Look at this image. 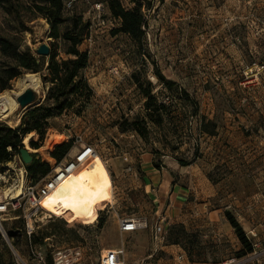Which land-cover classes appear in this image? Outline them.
I'll list each match as a JSON object with an SVG mask.
<instances>
[{
	"label": "rangeland",
	"instance_id": "rangeland-1",
	"mask_svg": "<svg viewBox=\"0 0 264 264\" xmlns=\"http://www.w3.org/2000/svg\"><path fill=\"white\" fill-rule=\"evenodd\" d=\"M108 1L65 2V6L72 4L66 14L81 15L90 22L89 36L80 46L90 56L83 71L93 89L90 101L81 113L73 108L51 118L44 140L36 132L29 142L23 139L27 147L32 140L41 144L29 151L48 162L51 170L66 157L54 158L55 147L77 135L94 145L100 156L73 174L61 194L47 200L56 202L51 210L58 214L70 212V223L39 211L33 215L35 231L29 237L24 227L30 205L24 198L22 206L14 208L16 200L9 195L0 228V250L6 243L15 264H41L35 250L54 257L59 250L80 246L82 264H99L106 249L125 241L131 261L141 260L153 252L152 225L159 215H165L166 241L157 256L147 258L150 262L172 264L174 255L183 252L185 264H221L233 257L245 258L254 250L245 255L249 250L226 217L225 212L230 211L249 240L259 243L257 250L263 251L264 0H143L145 25L140 42L119 30L121 19L112 15ZM120 1L126 8L134 6L130 0ZM23 2L28 5L31 0ZM98 3L106 24L98 21ZM21 11L30 30L19 32L15 15L0 6V34L18 35L38 56L37 49L46 43L50 53L65 57L63 40L51 43L55 40L50 37L48 20L27 9ZM3 63L0 52V65ZM157 69L198 101V113L179 100L176 90H168L158 81ZM135 71L144 84L152 82L157 101L168 105L169 116L161 126L145 120L146 137L126 124L138 117L146 119L145 96L132 78ZM28 73L11 80L9 88L0 92V120L13 127L24 112L18 109L6 116L1 96L19 91ZM31 73L41 79L33 107L46 102L50 83L39 73ZM201 115L216 123L215 135L200 130ZM11 161L0 167V196L12 193L11 188L22 186L23 191L25 173L19 167L27 171L26 164L16 166ZM154 161L162 163L173 184L187 194L183 206L174 212L171 209L166 214L165 208L155 206L147 176ZM28 181L32 182L29 175ZM119 216L146 218L149 227L122 235ZM253 228L258 236H253ZM10 229H19L20 234L9 237ZM34 236L43 238L42 244L31 242ZM249 264H264V253Z\"/></svg>",
	"mask_w": 264,
	"mask_h": 264
},
{
	"label": "trees",
	"instance_id": "trees-1",
	"mask_svg": "<svg viewBox=\"0 0 264 264\" xmlns=\"http://www.w3.org/2000/svg\"><path fill=\"white\" fill-rule=\"evenodd\" d=\"M134 4L131 8H126L120 0H109L108 6L113 16L121 19L120 31L131 35L135 41L140 42L144 35L143 26L145 25V15L142 11L143 0H130ZM66 0H31L26 5L23 0H0V6L9 14L15 15L20 22L19 32H26L30 28L25 24L21 9L41 15L48 20L51 29L50 37L55 41L63 40L65 57H58L59 54L50 53L47 56H38L32 49L23 42L18 35L0 34V52L4 63L0 65V92L9 88V82L22 76L25 72L39 73L45 83H50L46 95V102L28 108L21 116L18 125L11 126L7 122L0 120V167L14 159L15 155L24 147V137L32 132L38 133L40 140H44L48 129L51 127L50 119L60 116L73 108L77 113H81L93 96V89L89 84L83 71L89 65V52L80 48L82 43L88 38L90 33V22L84 20L81 15L66 14ZM158 81L168 90H176L181 102L190 104L198 113L199 103L183 87H179L174 80L168 79L159 69L156 70ZM132 78L138 88L145 96V118H135L130 122L128 128L136 131L141 136L149 134L146 122H151L161 126L166 115H168V105L159 103L153 93L152 82L147 80L143 83L138 72H133ZM145 85V86H144ZM123 130L127 127L122 126ZM200 130L204 133L215 135L216 123L208 120L206 116H200ZM73 141L59 144L52 152V156L62 160L70 151ZM26 146V145H25ZM27 147V146H26ZM35 147V148H34ZM41 147V144L31 141L28 150ZM156 154V153H155ZM183 165H188L186 161H180ZM154 166L158 169L163 168V164L154 161ZM29 178L33 183L39 182L46 177L51 166L48 162L41 161L34 157L31 164L26 165ZM90 205L91 199L88 198ZM94 204H92L93 206ZM56 202L51 199L45 202V207L53 209ZM231 225L235 228L241 242L252 252L253 243L249 240L242 225L232 215L230 211L225 212ZM32 237V236H31ZM15 238H13V241ZM44 239L34 236L31 242L40 244ZM42 244V243H41ZM243 255V256H245ZM15 258L11 247L4 243L0 250V264H15ZM47 264H54L52 256L47 255Z\"/></svg>",
	"mask_w": 264,
	"mask_h": 264
},
{
	"label": "built area",
	"instance_id": "built-area-1",
	"mask_svg": "<svg viewBox=\"0 0 264 264\" xmlns=\"http://www.w3.org/2000/svg\"><path fill=\"white\" fill-rule=\"evenodd\" d=\"M71 2L66 3V10L71 9ZM98 10V21L101 24H106V19L103 17V8L102 4L98 3L95 5ZM75 148L74 153L71 155L70 151L62 160L57 164V166L53 167L50 173L43 178L40 183L37 185L32 184V182L28 181V173L25 167H19L22 171V174L25 173V182H23V191L15 198H11L16 200L13 202L14 208H20L22 206L21 200L26 198V203L30 205L31 213L27 214L25 217L27 218L26 225L24 227V232L29 237L32 236L35 231V227L33 225V215L37 212H42L44 216L49 217L50 219H56L64 217L69 223V215L63 212L58 214L56 211L48 209L44 207L43 200L48 197L52 191H54L59 185H61L67 178L71 177L73 174L78 172L79 170L84 169L90 163H92L98 154V151L91 143L87 142L82 135L75 136L73 140V145L70 150ZM68 156H70L68 158ZM12 163L17 165H23V161L20 158V155H15ZM106 166V165H105ZM8 194L4 196H0V228L2 227L3 216L7 212L8 204L10 203L8 200ZM110 202V201H109ZM99 210V209H98ZM98 215V211H97ZM96 219V218H95ZM78 219L77 221H79ZM167 218L165 215H159L157 222L152 225V243H153V252L148 255L147 258H153L157 256V251L164 245L167 236ZM119 223V231L123 235L125 233H134L138 230L148 228L149 223L146 218H134V217H118ZM6 234V232L4 231ZM253 236L255 234L252 232ZM250 238V237H249ZM259 244L258 242L253 243V252L246 256L245 258L238 259L236 257L225 260L221 264H249L250 262L254 263L259 261L261 256L264 253L263 251H258ZM34 256L41 264H47V255L42 250H35ZM144 258L141 260L131 261V258L128 255L126 250L125 241H122L119 247L106 249L100 257L99 264H153L149 261V259ZM185 253L179 252L174 255L172 264H185ZM52 259L54 260V264H82V255H81V247L77 246L72 249L67 250H59L54 253V257L52 255Z\"/></svg>",
	"mask_w": 264,
	"mask_h": 264
},
{
	"label": "crops",
	"instance_id": "crops-1",
	"mask_svg": "<svg viewBox=\"0 0 264 264\" xmlns=\"http://www.w3.org/2000/svg\"><path fill=\"white\" fill-rule=\"evenodd\" d=\"M148 168H153L147 176L150 181L148 186L152 191L151 195L155 199V206L158 208H165L166 214L171 209L173 210L172 212H174V209L182 207L184 199L187 197V194L184 193V188L179 187L177 183L173 184V179L169 172L155 168L153 165ZM167 201H170V203L166 204ZM252 231L255 236H258L255 228H253Z\"/></svg>",
	"mask_w": 264,
	"mask_h": 264
},
{
	"label": "bare ground",
	"instance_id": "bare-ground-1",
	"mask_svg": "<svg viewBox=\"0 0 264 264\" xmlns=\"http://www.w3.org/2000/svg\"><path fill=\"white\" fill-rule=\"evenodd\" d=\"M24 77L25 78L23 80L21 89L19 91H14L11 93L10 92H5V93L3 92L4 94L1 96V99L4 103V104L2 103L4 105V114H6V116H8V115H10V114H12L18 110L19 103H18L17 97L19 94H21L27 88H32L33 90L37 91L38 88L41 86V79L36 74L28 73ZM33 134H34L33 132L27 134L24 138V142L25 143L29 142L31 140V138L33 137ZM38 151H39V149H38ZM69 179H70V177L67 178L61 185H59L54 191H52V193L48 197H46L43 200L42 204L44 205V207H45V202L48 199H50L51 197H53L55 195H59L63 192L64 186L68 182ZM21 188H22V186H21ZM21 188H16V190L11 188L12 193H7V194L12 195V198H15L22 192ZM13 191H16V192L13 193Z\"/></svg>",
	"mask_w": 264,
	"mask_h": 264
},
{
	"label": "water",
	"instance_id": "water-1",
	"mask_svg": "<svg viewBox=\"0 0 264 264\" xmlns=\"http://www.w3.org/2000/svg\"><path fill=\"white\" fill-rule=\"evenodd\" d=\"M37 53L40 56H48L50 54V46L46 43L42 44L38 49ZM18 103H19V110H24L28 109L29 107L32 106V104L36 100V93L35 90L32 88H27L25 89L21 94L18 95L17 97ZM23 114V113H22ZM24 144V143H23ZM20 158L25 163L26 165H29L33 162L34 156L33 154L27 149L26 146L22 147L19 151ZM20 234L19 229H10L8 230V236L9 237H16Z\"/></svg>",
	"mask_w": 264,
	"mask_h": 264
}]
</instances>
